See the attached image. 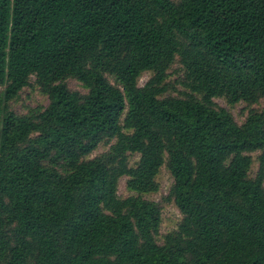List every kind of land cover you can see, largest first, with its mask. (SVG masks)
I'll use <instances>...</instances> for the list:
<instances>
[{"label":"trees","instance_id":"16d2710c","mask_svg":"<svg viewBox=\"0 0 264 264\" xmlns=\"http://www.w3.org/2000/svg\"><path fill=\"white\" fill-rule=\"evenodd\" d=\"M32 75L48 103L19 115ZM0 85V264H264V0H0ZM163 164L182 219L159 244L160 206L117 188Z\"/></svg>","mask_w":264,"mask_h":264},{"label":"rangeland","instance_id":"374dc122","mask_svg":"<svg viewBox=\"0 0 264 264\" xmlns=\"http://www.w3.org/2000/svg\"><path fill=\"white\" fill-rule=\"evenodd\" d=\"M108 80L114 84L118 85L113 75H106ZM151 76L150 71L142 72L138 78V85L142 86ZM183 77L182 67L178 61V58L171 64L167 72L166 84L167 90L163 95L165 96H175L184 97L188 90L181 83ZM66 84L72 90H77L81 93H86L87 89L76 79L69 77L66 79ZM4 88L0 85V90ZM199 97V96H198ZM213 101L220 107L228 110L235 121L238 124H242L251 111H259L263 107V101L259 100L255 103H246L245 101H239L234 104L228 103L225 97H214ZM48 98L47 95L41 90L39 85L35 81V76L32 75L29 80V84L23 87L16 97L8 102L9 108L19 115H26L29 113H37L47 105ZM115 142V139L104 140L98 144L96 149L87 157L93 158L109 150L110 145ZM251 156V165L248 171L250 177H254L258 169V156L259 151L249 153ZM139 154L129 153L128 162L130 166H134L138 161ZM166 160V155H165ZM128 177L123 176L118 181L117 192L120 197H127L130 195H140L146 200L153 201L157 203L161 208V226L158 235L156 236L157 243L162 244L164 242V237L166 234L177 229L178 224L182 219V215L175 206L173 200L169 198V189L172 184V176L170 175L167 167L163 164L157 175L156 180L159 187L156 191L137 193L129 190L126 186V181Z\"/></svg>","mask_w":264,"mask_h":264}]
</instances>
